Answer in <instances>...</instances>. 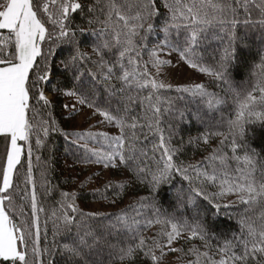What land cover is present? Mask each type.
<instances>
[{"label":"snow or ice","instance_id":"snow-or-ice-1","mask_svg":"<svg viewBox=\"0 0 264 264\" xmlns=\"http://www.w3.org/2000/svg\"><path fill=\"white\" fill-rule=\"evenodd\" d=\"M0 264H264V0H0Z\"/></svg>","mask_w":264,"mask_h":264},{"label":"trees","instance_id":"trees-1","mask_svg":"<svg viewBox=\"0 0 264 264\" xmlns=\"http://www.w3.org/2000/svg\"><path fill=\"white\" fill-rule=\"evenodd\" d=\"M59 115V113H58ZM192 135H195L196 134V130L193 129L192 130ZM57 144H58V153H57V166H56V176H57V179L58 181H62L65 177H68L70 175H76V174H79L81 172L80 168L77 167L75 168L74 170L72 169H68L65 165V156L63 154V146H64V142L62 139L60 138H57ZM189 156L192 155V152L190 151L188 153ZM71 161H69L70 163ZM88 171H91V170H88ZM85 175L87 174V172L84 173ZM66 188L70 189V188H74L75 185H66L65 186ZM87 204H99L98 202H93L91 199L87 202ZM85 207V210H91L92 208H87L85 205H82ZM229 211H232V210H229ZM222 218H223V214H222ZM232 222L229 221L227 222L225 225H223V230L227 231L228 228H229V225L231 224Z\"/></svg>","mask_w":264,"mask_h":264},{"label":"rangeland","instance_id":"rangeland-1","mask_svg":"<svg viewBox=\"0 0 264 264\" xmlns=\"http://www.w3.org/2000/svg\"><path fill=\"white\" fill-rule=\"evenodd\" d=\"M177 78L180 80H185L191 78L192 80H200L204 79L203 76H200L199 74L193 72L191 69H184L182 73L177 74ZM82 119V118H81ZM77 123H80V120L77 121ZM67 127H71V125H67ZM87 127V125H85ZM87 208H98L99 204H86Z\"/></svg>","mask_w":264,"mask_h":264}]
</instances>
